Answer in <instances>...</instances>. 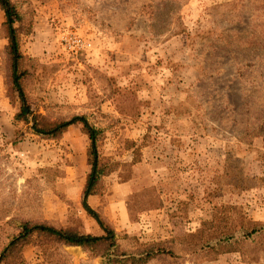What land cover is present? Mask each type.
Returning <instances> with one entry per match:
<instances>
[{"label": "rangeland", "instance_id": "rangeland-1", "mask_svg": "<svg viewBox=\"0 0 264 264\" xmlns=\"http://www.w3.org/2000/svg\"><path fill=\"white\" fill-rule=\"evenodd\" d=\"M21 1L30 14L60 8L70 18L66 33H76L87 43L79 51L59 54L67 69L50 59L25 62L44 77L51 74L46 82L55 78L52 70L61 67L59 74L71 82L74 78L76 88L91 93L88 100L73 104L94 102L110 117L102 122L110 125L100 151L116 155L122 162L119 168H128L107 176V188L139 177L127 198V217L118 214L125 199L121 191L111 197L116 219L141 220L132 226L112 224L105 216L124 247L130 246L124 232L140 241L168 238L194 231L202 219L226 205L241 206L264 221V0H236L237 5H230L233 0ZM58 18L54 20L60 24ZM2 20L0 6V24ZM62 21L66 28V19ZM109 24L118 27L117 32ZM2 31L0 25V238L27 219L87 231L91 224L84 211L67 213L64 203L75 202L53 193L61 169L34 161L45 144L15 117L19 103L7 83ZM94 47L100 51L93 52ZM42 83H35L28 101L32 111L43 113L44 104H72L44 100L36 94ZM54 141L50 149L60 154L63 145ZM135 143L140 149L136 154L131 150ZM74 174L77 185L82 175ZM147 183L158 184L163 196L157 199L155 186L141 190ZM157 200L162 211L154 209L151 216L166 223L159 234H149L142 219L148 201ZM173 227V233L162 238ZM63 250L72 264H101V257L90 260L81 246L65 245ZM22 258L17 264L36 263L39 248L25 244ZM238 258L224 253L215 261L194 264H244Z\"/></svg>", "mask_w": 264, "mask_h": 264}, {"label": "trees", "instance_id": "trees-1", "mask_svg": "<svg viewBox=\"0 0 264 264\" xmlns=\"http://www.w3.org/2000/svg\"><path fill=\"white\" fill-rule=\"evenodd\" d=\"M22 5L21 0H0L4 16L0 25L8 60L7 83L19 103L15 117L28 124L32 133L48 140L60 139L70 126L83 124L87 145L80 206L100 231L92 233L51 221L21 220L0 238V264L20 263L22 248L27 243L39 248V260L34 264H72L63 250L65 245L81 246L90 260L101 257V264H187V258L189 264H194L197 260L215 261L224 253H233L244 264H262L264 221L253 218L241 206L226 205L210 218L202 219L194 231H180L164 239L140 241L136 235L124 232V241L128 238L130 246L121 244L118 233L102 211L87 201L88 196L105 191L106 177L122 165L116 155H103L100 151L110 125L102 122L110 117L94 102L44 104L43 113H36L28 106L35 83L46 82L51 74L44 77L42 71L23 66L27 55L21 49L19 34L31 33L32 16ZM230 5H237L236 0ZM108 26L117 32L118 27ZM139 150L136 147L132 152L136 154Z\"/></svg>", "mask_w": 264, "mask_h": 264}, {"label": "crops", "instance_id": "crops-1", "mask_svg": "<svg viewBox=\"0 0 264 264\" xmlns=\"http://www.w3.org/2000/svg\"><path fill=\"white\" fill-rule=\"evenodd\" d=\"M33 13V11H31ZM40 12V13H39ZM38 13V15H36ZM52 17L51 24L49 23V17ZM65 14V17H64ZM33 15V16H32ZM32 16V31L30 34H19V42L21 49L23 52L27 55V60H38V58H42V61L46 62H55V63H63L64 58H62L59 54L63 53L64 45L62 43V36L67 32L68 23L70 22V18H68L67 13H64L59 8L58 10H55L54 8H49L48 10L45 9H39L35 10V14H31ZM57 16H60L58 20L61 22L58 24L55 22V18ZM4 18V16H3ZM66 19V28H64L63 19ZM22 40V42H21ZM97 42V41H96ZM94 42V44L96 43ZM98 43V42H97ZM101 43V42H100ZM99 50L100 48L94 47L93 52ZM67 53V51H65ZM63 53V54H66ZM92 56V55H90ZM35 57V58H34ZM67 58V57H66ZM88 58V57H87ZM50 59V61H48ZM89 59H91L89 57ZM88 59V60H89ZM26 60V61H27ZM38 65V64H37ZM36 65V66H37ZM69 64H67L68 66ZM23 66H28L27 63L24 61ZM64 69L66 68V65H62ZM61 67H58L55 71V78L54 75L50 79L49 82H43V85L41 86V90L37 91L36 94H39L43 97L44 100H49V102H72V103H79L84 100H88V96L91 94L87 91L81 90L80 88H76V85L73 84V81L71 82L70 78L67 79L64 78V75L62 76V73L59 74L61 70H59ZM64 71V70H63ZM70 74H72L70 70ZM71 77V75H70ZM67 79V85H65L63 82ZM44 86V88L42 87ZM65 87V89H64ZM52 99V100H51ZM51 100V101H50ZM104 109V108H103ZM106 110V109H104ZM105 112H113V110H106ZM83 124L77 123L76 125L70 126L63 134V136L59 139L54 141L55 143H58L60 145H63V150L60 154H57V151L50 149V143L51 140L48 139H41L38 140L39 144H45V146H42V152L37 153L36 156H34V161L38 162V164H46L50 166H57L61 169V174L57 176L55 179V183L53 186V193L54 191H57L58 193H61L63 195H66L69 199L73 200L75 204H65L63 207L65 208V211L67 213H70L73 210L82 209L80 206V199H81V191L84 186L85 182V158H86V145H87V136L83 130ZM138 147L137 143H135V146L131 147V150ZM147 147L146 145L144 146ZM128 151V150H127ZM128 167H121L118 170H115L110 175H116L119 173L126 172V169ZM75 172L81 173V178H79L78 184L76 185V181L74 179ZM150 174V173H149ZM139 178V177H138ZM135 179V177H132L130 179H127L125 182L116 183L115 185L110 184L105 191L100 195H90L87 198V201L89 205L93 208H99L102 213L105 216L110 217V221L112 224H118V223H124L126 225L127 222H129L132 226V223L138 222L141 220H130V219H116V214L114 212L116 206L114 205V200L112 195H115V193L118 192V190L121 191L122 195L120 198H124L121 202V206L118 205V214L124 218L127 217L128 208H127V198L131 194L130 192L134 190V184H137L139 179ZM154 183V182H153ZM156 184V183H155ZM155 186L156 190H158L157 193H159L158 198H161L163 196L164 190H160L158 184L152 185V183H147L145 186L140 188L141 190H145L147 188H151ZM55 189V190H54ZM161 192V194H160ZM130 193V194H129ZM165 199V198H164ZM77 200V201H76ZM145 200V199H143ZM160 200V199H159ZM157 200L155 204L153 202L148 203L150 205L147 214L142 219V226L144 227V224H147V231L146 233H160V227L161 224L164 225L166 223V219H155L151 216L153 214L154 209L160 212L162 211V208H160L161 202ZM119 203V202H118ZM161 205V206H160ZM83 210V209H82ZM158 216H161L160 214ZM171 221H168V223L172 224L175 223L174 219H170ZM89 221V220H88ZM90 229L87 231H90L92 233H98L100 231L99 226L97 223L90 218ZM174 231L169 230L168 234L162 236L168 237L170 233ZM173 233V232H172Z\"/></svg>", "mask_w": 264, "mask_h": 264}, {"label": "built area", "instance_id": "built-area-1", "mask_svg": "<svg viewBox=\"0 0 264 264\" xmlns=\"http://www.w3.org/2000/svg\"><path fill=\"white\" fill-rule=\"evenodd\" d=\"M61 39L64 49L71 51H79L86 48L87 45L84 39L76 33H65Z\"/></svg>", "mask_w": 264, "mask_h": 264}]
</instances>
